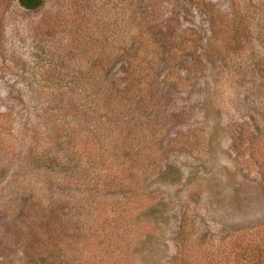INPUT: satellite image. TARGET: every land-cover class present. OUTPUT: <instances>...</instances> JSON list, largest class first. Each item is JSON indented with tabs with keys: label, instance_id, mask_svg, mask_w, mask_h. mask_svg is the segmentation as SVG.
I'll use <instances>...</instances> for the list:
<instances>
[{
	"label": "rangeland",
	"instance_id": "obj_1",
	"mask_svg": "<svg viewBox=\"0 0 264 264\" xmlns=\"http://www.w3.org/2000/svg\"><path fill=\"white\" fill-rule=\"evenodd\" d=\"M0 264H264V0H0Z\"/></svg>",
	"mask_w": 264,
	"mask_h": 264
},
{
	"label": "trees",
	"instance_id": "obj_2",
	"mask_svg": "<svg viewBox=\"0 0 264 264\" xmlns=\"http://www.w3.org/2000/svg\"><path fill=\"white\" fill-rule=\"evenodd\" d=\"M18 4L26 9H33L40 5L42 0H16Z\"/></svg>",
	"mask_w": 264,
	"mask_h": 264
}]
</instances>
